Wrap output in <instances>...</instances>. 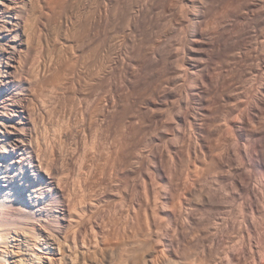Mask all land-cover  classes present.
I'll list each match as a JSON object with an SVG mask.
<instances>
[{
	"label": "rangeland",
	"instance_id": "374dc122",
	"mask_svg": "<svg viewBox=\"0 0 264 264\" xmlns=\"http://www.w3.org/2000/svg\"><path fill=\"white\" fill-rule=\"evenodd\" d=\"M17 1L16 3H9L8 5V9H10V14H9L11 19L10 22L11 23L14 22L12 23V26H10L11 27L10 40L17 41L18 39L22 38L24 44L21 48L22 50L21 54H18L14 57L13 64L16 66V68L12 71L14 73L12 76L14 79L11 78L9 83H5L6 82L4 79L6 75L4 74L6 73L4 72L5 68L4 67L0 68V80L4 79V82H0V86L3 87L2 89L0 88V110L4 112V114L8 115L9 113H11L12 115L10 117H6L7 119L5 121L6 122L4 125L5 127L3 125L0 126L1 129L3 127V128H7L8 131H11L9 132L10 136L8 137V140L13 141L14 138L17 139V141L19 140L18 141L19 145L17 146L18 149L15 148L16 150L14 152L15 154L13 155L11 154L9 155V157L6 156V158H7V162L8 161L10 162L12 160L13 162H15L17 159L21 158L19 159V161H21L20 163L18 164L16 163L14 164V166L12 165L11 168L9 169L10 173H8V176L10 177L8 178L13 179L12 182L14 181L13 182L14 184H12L13 186L12 188H17L19 185L20 186L22 185V187L24 185L27 188L29 183H31L33 186L38 184L40 185V183L43 185L37 188V190L39 189L38 191L40 193L38 192L39 194L37 199L34 198L33 205L36 203L34 205V208L35 207L37 208L38 206L44 209L49 208L48 211L50 212L51 207L52 209H56L59 205V207H62L65 210L66 221L64 220L60 222L62 225L61 227H59V230H61L60 235L58 236L60 238V239L58 238L60 245L57 250L58 252L56 251V253H58L57 254L58 264H255V263L264 264V255H263L264 254V188H263L264 187L263 184L264 183V176H263L264 175V126H263L264 96L263 95L264 94L261 96L262 104L257 105L255 99L253 98L251 100L252 102H250L251 105L249 104L251 108L252 107L257 108L256 112H258L259 115L256 113L255 117H258L259 119L256 118L255 120V117L253 119L252 117L250 118L249 116L247 118L246 110L249 107V105L247 104L248 102H246V98L244 95L245 92L242 91V88H240L241 86L233 87V86H229V84L230 85L235 84L237 81L235 78L238 79L239 77L241 78L243 76L244 77L247 76V78H249L248 82L249 81L251 82L253 76L251 73H249V68L253 66V65L251 66V64L253 63H249V62L247 63L245 61H241L240 62L241 66H238L240 64L234 63L237 65H233V68H230L231 67L230 66L229 67L230 69H228V71L224 69L223 71L224 73L222 72L221 74V77L223 75L222 80L220 78L219 80L221 81L219 80L218 81L222 82L224 79V83L226 85L223 82L222 83L224 85L217 82L218 84L222 85L221 88L220 85L218 86L217 83H214L217 80H215L216 78L214 77L213 74H211L214 77V81L212 85L213 88L211 87L213 90L210 87H207L206 91L203 94L200 92L198 94V90L201 89L203 84H201V81L199 80V76L197 75L198 74L197 70L205 66V64L207 63V61H204L205 58L207 59L210 56L215 55V52H213L214 49L213 48L211 49L210 46L205 44H208L211 40L213 41V39L216 38L217 34L221 32V30L219 31L217 30L221 29L220 23H223L224 22L223 20H226L228 24L229 23L233 24V22L235 23L237 21L236 19L241 18V16L245 17V15L247 17L248 15V17H250V23L248 22L249 20L246 21L245 23L246 25L242 30L245 33L241 32L243 34L239 36L242 35L247 36L248 35L247 33L249 32L251 33L250 35H252V33L254 34L255 32V27L256 28L261 27V30L264 31V14H263L264 11L261 8H255L252 13L243 12L246 11L245 10L246 3H249V1L251 2L253 0H249V1L248 0H239V1L215 0L216 5L213 0H207L206 3L209 1L208 2L209 4L207 3L206 5L205 3V5L202 6L201 10H203V12L201 10L199 11L201 15L198 13L199 17L204 16V21L201 23L202 25L201 27L198 28V31L202 30L201 28H204L203 30L205 31L206 28L208 30V34H211L209 35L211 38L205 36L202 37L203 38L202 41L200 37L195 36L193 32V30L196 29L195 24H191L192 22L190 19V14L192 15L193 11L196 10L195 5L198 6L200 0L197 1L196 0H188V1L17 0ZM210 1L212 2V4ZM254 1L256 2L257 0ZM261 1L263 2L262 4H264V1L263 0ZM261 1L258 0L260 4ZM140 4L144 5L143 7H145L146 9L145 8L144 10L142 9L141 14L143 16L138 14L139 16L137 18V16H135L137 15L136 9L139 8ZM182 7L184 8V11ZM205 7L207 10L205 9ZM233 8L235 11L233 10ZM97 9L98 11L99 9L100 11L101 10L103 11L101 12L103 17L105 16V14L107 17L105 18L101 17V14L100 12H97ZM258 9L261 10L258 11ZM253 14L254 15L257 14L255 15L256 17ZM132 17L134 18V20H132L133 19ZM183 18L185 20H182ZM212 21L213 22L215 21V23H213ZM94 22L97 23L95 24ZM99 23H101V25ZM185 23L187 24L185 25ZM65 24L68 27H65ZM97 24L100 27L96 26ZM132 26L135 27L133 28ZM82 28L84 29L86 28V29L84 30ZM82 31L85 33H82ZM177 31L180 34L176 33ZM215 31L216 33H214ZM84 36H86L87 39H85ZM246 41L247 40L242 42V44L243 43H244L243 45L246 44L247 46L246 45L245 46L247 48L249 47L248 50L251 49L250 51L246 52L248 54L249 52L253 51L255 45L254 41L256 40L254 39L253 41L251 39L250 41L249 39L247 43ZM85 44L88 46H86ZM200 45L202 46L203 49L201 48ZM231 45L232 44L229 45L230 49L227 48L228 54L226 53V55L228 56V58L233 57L232 54H235V56H237V52H238V50L232 49L233 45L232 46ZM90 47L93 48L91 49ZM210 50L212 51L210 52ZM7 51L4 52L5 53L4 58L6 57L5 62L8 61V63H11L12 57L9 56L10 58H8ZM116 53H118V55L120 56H118ZM183 58L185 61L183 60ZM223 60L224 58L222 59V61L220 60L222 64H223ZM194 61L195 63L193 64H196L195 67L191 65V63ZM220 61L217 62L219 63ZM244 62L246 64L244 65L245 67L242 65L244 64ZM218 63L215 64L218 65L219 68L221 67L220 69H222L223 68L222 64L219 63L221 64L220 66ZM235 66L238 69H240V67L243 66L242 69L243 68L244 69L243 71L242 69L238 71L236 70ZM218 67L217 70H219ZM234 69L235 71H233ZM248 75H250L252 79H250L251 77L250 76L248 77ZM215 76H217V74ZM175 77L177 78V80ZM106 81L109 82L107 83ZM100 84L101 87L103 86L102 88L99 87ZM109 85H113V87ZM227 85L229 87L223 88ZM94 86L95 87L97 86L96 87L97 89ZM88 89L90 90L91 93H89ZM92 90H94L95 94ZM105 90L106 91L110 90V91L107 92V94H105L106 92ZM112 90L114 93L112 92ZM218 90L220 93L218 92ZM6 91L9 92V94L11 92L12 95L7 100L4 99V95H3V92ZM84 91L87 93H84ZM208 92L210 94V97ZM240 93L241 94L243 93V95H241ZM88 94L92 100L89 97H87ZM101 94L103 96V99L101 101H104V99H107L108 97L111 99L112 95L114 94L113 95L114 97H112V100L114 102L110 100V103L111 102H113V104L115 103L114 108L112 103L108 108V112H110V115L108 114V117L110 116V118L108 119H111L112 116L113 120L111 119L112 120L111 122V120L108 121V119L106 118L108 122L107 121H103L104 123L99 122L97 118H99L100 115L99 113H101V109L99 108V113H98L97 108L96 109L91 108V110H94L92 114L98 115V116L96 115L93 116L96 119L91 127L95 128V130L93 128V131L96 133L93 132V136L95 135L94 136L95 138L96 137L98 138L99 136V139L96 138V142L97 143L99 142L100 144L98 143L97 146L94 147L90 145L91 148V149L89 148L90 154L91 156L92 155L93 156L92 157L90 156L91 158L89 157L90 158L89 159L87 157L89 155V152L87 151L88 154H86L87 155L86 156L85 154H83V152L78 151L77 148H74L75 147L73 144L74 141L71 142L70 140V143L69 141L64 142L62 136L64 134L69 133L68 131L69 126L66 121V113L68 112V110L70 111L73 110L72 112L76 110L77 113L79 114L78 117H80V115L82 114L81 112L82 110H80V108L82 109L83 107L84 109L85 104L87 105V103L89 102H90L89 104H91L92 102L94 103L95 100H98L97 98L99 97L102 98L100 96ZM94 95L96 99L93 98ZM105 95H107L108 97ZM240 95L242 96V98ZM230 96H231V100H229ZM232 96L236 98H232ZM167 97L168 99H166ZM224 97L226 98L228 97L229 98V99L227 98L228 101ZM13 98H15L17 102H19V107L15 111L10 110V108L6 106L7 103L11 102V99ZM180 98L183 99L181 100ZM85 99L88 100L90 99V100L86 101ZM224 99L226 100L224 101ZM233 99L237 100L235 104L234 102H232ZM209 100L212 102H210ZM166 101L171 104H174L171 105L172 108L173 106L175 107L173 108L175 109L174 112L169 104L166 105V103H163ZM206 101L208 102L206 103ZM229 101L231 102V104ZM200 103L202 105H204L205 103L206 104L202 106L200 105ZM208 104H211L209 107H211L212 109L209 108L208 106L206 108V105ZM237 105L240 109L237 107ZM242 105H245V107L246 106L247 107L245 108ZM228 106L231 108L235 106L234 111L236 112L232 111L231 108L230 110ZM164 107L170 108L169 111L172 112L170 113ZM178 107H180L182 110ZM200 107L204 109V111L206 112H204ZM176 108H178L182 113L179 110L177 111ZM110 109L112 110L110 111ZM163 109H165V111L168 112L169 114L166 115V112ZM78 110L80 111V113ZM227 111L233 113L232 118L229 117ZM133 112L135 113L136 116L134 115ZM158 112L160 114L162 113V116L158 114ZM207 112L210 115L206 114ZM173 113L176 114L180 113L181 115L184 114L183 116L186 115L185 118L187 119L189 118L188 121L186 119L184 124L185 126L184 125L181 126L179 125L178 122H176V118L175 116L173 117L174 115ZM242 113L243 115H241ZM142 114H143L142 117L146 115L148 120L145 118L146 116L144 118L141 117L142 118L141 119L139 116H141ZM225 116H227L226 119L229 118L228 120L230 121V123L232 122L231 124L228 123L229 121L225 119ZM166 117H168L170 120L169 119L166 120L167 119ZM193 118L196 120V122L193 121L194 120ZM249 118L252 120H249ZM129 120H131L132 122ZM223 120L225 121L223 122ZM140 121H143L142 122L143 124L140 123ZM150 121L152 124L150 123ZM152 121L155 124H153ZM164 121L166 123H164ZM191 121L193 122V124H195L194 125L195 127L192 126L193 124L191 123ZM130 122L132 124L135 122V125L134 124L132 125ZM210 122L212 124H210ZM240 122L242 124L241 126H238L240 125ZM108 123H111L110 127ZM196 123H198L197 124L198 126L196 125ZM127 124L128 125L131 124V125L128 126ZM176 124H178V126H176ZM117 125H120V127L119 126L117 127ZM139 125H143V126H139ZM172 125L173 127L175 126L176 127L175 128L169 127ZM233 125L235 127L237 126L238 128L240 127L242 133L241 132L239 133ZM101 126H103L104 128H102ZM135 126H137L138 129ZM199 126L201 128L203 127L204 129L202 128L203 130L198 131ZM97 127L98 129L100 128L99 130L101 132L97 129ZM177 127H179L178 130H174L177 129ZM231 127L233 129H231ZM61 128L64 129L62 130ZM149 128H151L152 130ZM158 129L160 132L158 131ZM181 129L184 130L181 131ZM215 129H217L218 132ZM65 130H67L66 131L67 133L65 132ZM97 131L99 132V134ZM109 131L111 132V134ZM113 131L115 132V134ZM60 132L61 135L63 133L64 134L61 136L59 135ZM134 132H136L137 134H135ZM147 132L150 133L152 132V133L151 134L148 133L147 135ZM181 132H182V136H181ZM124 134L125 136H123ZM128 135L130 137H128ZM183 135L185 136L183 137ZM255 135L257 137H255ZM138 136L139 138H141V140L138 139ZM118 137L119 138L121 137L120 138L121 142ZM142 137H144V140ZM128 138H130V140ZM197 138L200 139L198 140ZM170 140L173 141L171 142ZM103 141L104 144H102ZM134 142L137 144H134ZM142 142L143 144H141ZM186 142H188L189 144L185 145L187 144ZM212 142L214 144H212ZM215 142L216 143L219 142V143L215 144ZM62 143H64L63 146ZM149 143L151 147L148 145ZM210 143L211 146L213 147H209ZM221 143H223V145ZM111 145L115 148L111 147ZM126 145L129 146V148L126 147ZM58 146H60L61 149ZM187 146L189 149L187 148ZM190 146L191 147L194 146L192 147L193 150L191 149ZM141 148L143 149V151ZM58 149L61 151H59ZM124 149H126V153ZM139 149L141 150L139 151ZM215 149L219 151H216ZM73 150L75 153L73 152ZM119 150L122 153L119 152ZM127 150H131V152L129 151V153H127ZM134 150L135 152H137V155L134 152ZM209 150L211 151L212 154L210 153ZM94 151L97 152L98 154L97 156ZM91 152L95 154H92ZM104 152L107 155V157L104 154ZM113 152L115 154L117 153L118 154L114 155ZM192 152L194 153L192 154ZM58 153L59 154L62 153V154L58 156ZM99 153L102 154L103 156L100 155ZM134 153L135 156L133 155ZM149 153L150 154L152 153V155H150ZM208 153L211 155V157L210 155L208 156ZM199 154H201V157ZM202 154L204 157L202 156ZM190 155L193 157H191ZM130 156H133L132 157L133 159ZM71 157H73L74 159ZM121 157L124 158V161H122ZM215 157L217 158L215 159ZM101 158L103 159V161L101 160ZM111 158H113V161ZM141 158L144 159L142 160ZM218 158L220 161L218 160ZM199 159H201V161ZM125 160H127L129 163ZM173 160L174 161L176 160L175 163ZM98 162H100L101 164H99ZM112 163L113 165H110ZM145 163L146 165H144ZM6 164H4L5 165L4 167L7 166ZM116 164L117 167L113 168V166H116ZM206 164L207 167L205 166ZM173 165H175V167ZM202 167L203 169L201 170L200 168ZM213 167H215L216 169L214 168L213 170ZM58 169H60L61 172L60 171L59 172L61 174H58ZM198 170L200 173L197 172ZM176 171L178 172L176 173ZM146 172H148L149 174ZM157 173H159L160 175ZM201 173L202 175H200ZM58 175L60 180H63V182L66 183L65 184L61 181L63 187L60 186L61 185L60 184L59 188H58ZM245 178L246 179L248 178L247 182H250L248 184L251 187H254L255 189L254 193L251 195L249 194V191H247V189H244L247 188L246 186L248 185L247 183H245L246 182ZM168 183L172 186V188L171 186H168L169 185ZM33 186L30 187L31 191L33 189H36L33 188ZM166 188L167 189L170 188L169 190L171 192L170 194H172L173 196L167 195L169 191ZM242 188L244 189V191L242 190ZM165 193L167 194L165 195ZM165 196H167L168 198ZM139 200L140 203L142 200L148 202L146 203L142 201L143 203L140 204ZM120 202L122 205L120 204ZM39 203L40 205H38ZM153 206L155 207V210L158 213L155 210H153L154 209ZM250 207L252 208V210ZM159 209H161V212ZM180 210H182V212ZM35 212H34L35 213L34 216L37 217L36 222L38 223V225L26 224L24 226L25 228L24 227L21 229L12 228V230L7 232L6 242H5L6 244L4 243L3 246L0 247V256H4L5 259L2 260L1 264H33V256L35 255L34 252H35V245H37L36 242L37 239L34 237L35 240H33L34 239L33 237H29V235H32L30 234L31 232H29L32 230V229L30 230V228L36 229V230L34 229L32 232H40L42 229L43 231L47 230L46 228L47 226L46 225L43 226V224L39 222L41 220H39L40 217L38 215V212L37 211ZM25 234H27L28 237Z\"/></svg>",
	"mask_w": 264,
	"mask_h": 264
},
{
	"label": "bare ground",
	"instance_id": "6f19581e",
	"mask_svg": "<svg viewBox=\"0 0 264 264\" xmlns=\"http://www.w3.org/2000/svg\"><path fill=\"white\" fill-rule=\"evenodd\" d=\"M16 1L17 0H0V68H2V67H4L5 68V71L4 72H6V73H4V74H6L5 75V83H9V81L11 80V78L12 79H14L12 76H13V70L16 68V66L13 64L14 62V57L16 56V55H18V54H21V52H22V50H21V48H22V46L24 45L23 44V39L21 38V39H18L17 41H14V40H10V31H11V27L10 26H12V23H14V22H10L11 21V19H10V16H9V14H10V9H8V5H9V3H16ZM106 1V0H105ZM180 1H188V0H180ZM197 1V0H196ZM206 1L207 0H200L199 1V4H198V6L197 5H195L196 6V10L195 11H193V13H192V15L190 14V19H191V24H195V28H193V29H195V30H193V32H194V34H195V36H198V37H200L201 39H202V41H203V38L202 37H210L209 35H211V34H208V30L205 28V31L203 30L204 28H201L202 30H199L198 31V28L199 27H201V23L204 21V16H198V13L200 14V10H201V8H202V6H204L205 5V3H206ZM214 2H215V5H216V1L215 0H213ZM218 1V0H217ZM239 1V0H238ZM249 1V0H248ZM247 1V2H248ZM261 1V0H260ZM264 1V0H263ZM18 2V1H17ZM193 2V1H192ZM209 2V1H208ZM207 2V3H208ZM211 2V1H210ZM220 2V1H219ZM219 2H218V4H219ZM222 2V1H221ZM207 3H206V5H207ZM242 3V2H241ZM240 3V4H241ZM263 2L261 1V4H260V2H258V0L255 2L254 0L253 1H249V3H246V8H245V10L246 11H243V12H250V13H252L253 12V10L255 9V8H261L263 11H264V4H262ZM32 4V3H31ZM104 4V3H103ZM187 4V3H186ZM186 4H184V5H186ZM194 4V3H193ZM209 4V3H208ZM211 4H212V2H211ZM238 4V3H237ZM159 5V4H158ZM221 5H222V3H221ZM228 5H230V4H228ZM245 5V4H244ZM144 5H141L140 4V6H139V8H137L136 9V14L137 15H135V16H137V18H138V16L139 15H142L141 13H142V9L144 10V8L145 7H143ZM166 6V5H165ZM193 6V5H192ZM211 6H213V5H211ZM242 6V5H241ZM105 7H107V6H105ZM137 7V6H136ZM26 8H27V6H26ZM33 8V7H32ZM176 8V7H175ZM183 8V7H182ZM193 8H195V7H193ZM214 8H215V6H214ZM217 8V7H216ZM229 8V7H228ZM227 8V9H228ZM12 9V8H11ZM101 9V8H100ZM100 9H99V11H98V9H97V12H100V14H101V12H103L102 10L100 11ZM146 9V8H145ZM205 9H206V7H205ZM204 9V10H205ZM209 9H210V7H209ZM260 9V10H261ZM28 10V9H27ZM105 10V9H104ZM170 10H172V9H170ZM179 10V9H178ZM188 10V9H187ZM193 10V9H192ZM207 10V9H206ZM232 10V9H231ZM233 10H234V8H233ZM242 10H243V8H242ZM259 9H258V11H260ZM106 11V10H105ZM104 11V12H105ZM183 11H184V8H183ZM202 12H203V10H201ZM209 11V10H208ZM208 11H207V13H208ZM213 11V10H212ZM235 11V10H234ZM239 11V10H238ZM95 12H96V10H95ZM188 12V11H187ZM190 12H192V11H190ZM195 12V13H194ZM241 12V11H240ZM144 13V12H143ZM178 13V12H177ZM176 13V14H177ZM219 13V12H218ZM249 13V14H250ZM254 13H255V11H254ZM94 14V13H93ZM104 14V13H103ZM139 14V15H138ZM172 14V13H171ZM183 14H184V12H183ZM203 14V13H202ZM223 14V13H222ZM230 14V13H229ZM235 14V13H234ZM248 14V13H247ZM264 14V13H263ZM146 15V14H145ZM201 15V14H200ZM208 15V14H207ZM206 15V16H207ZM231 15V14H230ZM238 15V14H237ZM241 15V14H240ZM239 15V16H240ZM244 15V14H243ZM254 15V14H253ZM253 15H251V16H253ZM255 15H257V14H255ZM254 15V16H255ZM134 16V17H135ZM143 16V15H142ZM141 16V17H142ZM178 16H179V14H178ZM184 16V15H183ZM210 16V15H209ZM213 16V15H212ZM215 16V15H214ZM220 16V15H219ZM229 16V15H228ZM250 16V15H249ZM99 17H100V15H99ZM101 17H103L102 16V14H101ZM101 17H100V19H101ZM105 17H107L106 16V14H105V16L103 17V18H105ZM182 17V16H181ZM181 17H179V18H181ZM247 17H248V15H247ZM246 17V15H245V17L243 16H241V18H238V19H236L235 21V23L233 22V24L231 23H227V21L226 20H223L224 22L223 23H220V26H221V29H218L217 31H219V30H221V32L219 33V34H217V36H216V38H214L213 36V41L211 42H206V41H204V42H206V43H208V44H205V45H208V46H210L211 47V49L213 48L214 50H213V52H215V55H212V56H210L209 58H205V60L204 61H207V63L206 62H204V63H206L205 64V66H203L202 68H200L199 70H197V72H198V76H199V80L201 81V84H203L202 85V87H201V89L200 90H198V94H199V92L200 93H204L205 91H206V89H207V87H212V85H213V81H214V77L216 78L215 80H217L216 82H214V83H221V84H223L224 83V79H223V83L222 82H219V81H221L222 80V77H223V75H222V77H221V74H222V72L224 71V69L225 70H227L228 71V69H230V68H233V65H237V64H240V65H238V66H241V61H245V62H249V63H253V64H251V68H249V73H251L252 74V76H253V79H252V77L250 76V75H248V77L250 76L251 78L250 79H252V81L250 82H248V80H249V78H247V76L246 77H239L238 79L237 78H235L237 81H236V83L235 84H232V85H230L229 84V86H233V87H235V86H241L240 88H242V91H244L245 92V98H246V102H248L247 104L249 105H251V103L250 102H252L251 100H252V98L253 99H255V101H256V104L258 105V104H262L261 103V96L264 94V73H263V71H264V31L263 30H261V27H259V28H256L255 27V32H254V34L252 33V35H250L251 33L249 32V33H247L248 35L246 36V35H242V36H239V35H241V34H243V33H245V32H243L242 30H243V28H244V26L246 25L245 23H246V21H248L249 23H250V17H248L247 18ZM256 17V16H255ZM262 17V16H261ZM12 18V17H11ZM133 18V17H132ZM140 18V17H139ZM178 18V17H177ZM186 18V17H185ZM263 18V17H262ZM107 19V18H106ZM145 19V18H144ZM174 19V18H173ZM187 19V18H186ZM103 20H105V19H103ZM132 20H134V18L132 19ZM182 20H185L184 18L182 19ZM217 20V19H216ZM233 20V19H232ZM252 20V19H251ZM130 21V20H129ZM142 21V20H141ZM178 21V20H177ZM189 21V20H188ZM208 21H209V19H208ZM226 21V22H225ZM258 21H260V20H258ZM106 22V21H105ZM104 22V23H105ZM213 22V21H212ZM219 22H221V21H219ZM218 22V23H219ZM95 23V22H94ZM97 23V22H96ZM95 23V24H96ZM131 23V22H130ZM137 23V22H136ZM166 23V22H165ZM181 23V22H180ZM205 23V22H204ZM203 23V24H204ZM213 23H215V21L213 22ZM213 23H211V24H213ZM94 24V25H95ZM100 25H101V23H99ZM168 24V23H167ZM178 24H179V22H178ZM183 24V23H182ZM187 23H185V25H186ZM190 24V25H191ZM22 25V24H21ZM104 25V24H103ZM163 25H165V24H163ZM190 25H189V27H190ZM206 25V24H205ZM215 25V24H214ZM249 25V24H248ZM16 26V25H15ZM27 26V25H26ZM96 26H98V24L96 25ZM255 26V25H254ZM253 26V27H254ZM25 27V26H24ZM34 27V26H33ZM65 27H68L66 24H65ZM95 27V26H94ZM98 27H100V26H98ZM102 27V26H101ZM133 27V26H132ZM135 27V26H134ZM133 27V28H134ZM169 27V26H168ZM182 27V26H181ZM189 27H188V29H189ZM205 27V26H204ZM207 27V26H206ZM96 28V27H95ZM104 28V27H103ZM130 28V27H129ZM172 28V27H171ZM175 28V27H174ZM208 28V27H207ZM219 28V27H218ZM82 29H84V28H82ZM86 29V28H85ZM84 29V30H85ZM136 29V28H135ZM217 29V28H216ZM81 30V29H80ZM130 30V29H129ZM132 30V29H131ZM134 30V29H133ZM179 30V29H178ZM207 30V31H206ZM169 31V30H168ZM176 31V30H175ZM210 31H212V30H210ZM209 31V32H210ZM247 31V30H246ZM18 32V31H17ZM104 32V31H103ZM136 32V31H135ZM161 32V31H160ZM172 32V31H171ZM181 32H182V29H181ZM185 32V31H184ZM241 32H243V33H241ZM82 33H85V32H83L82 31ZM91 33V32H90ZM99 33V32H98ZM176 33H178V31L176 32ZM214 33H216V31L214 32ZM15 34V33H14ZM24 34V33H23ZM161 34V33H160ZM178 34H180V33H178ZM182 34V33H181ZM236 34V35H235ZM13 35V34H12ZM85 35V34H84ZM94 35V34H93ZM96 35V34H95ZM99 35V34H98ZM98 35H97V37H98ZM132 35V34H131ZM135 35V34H134ZM162 35V34H161ZM184 35V34H183ZM87 36V35H86ZM86 36H84L85 37V39H87L86 38ZM235 36H237V37H235ZM239 36V37H238ZM80 37H81V35H80ZM88 37V36H87ZM197 37V38H198ZM20 38V37H19ZM83 38V37H82ZM167 38V37H166ZM182 38V37H181ZM211 38V37H210ZM250 39V41H251V39L254 41V39L256 40V41H254L255 42V45H254V48L253 47H251V48H253V51H251V52H249L248 54L246 53L247 51H250V50H248V48L245 46V45H243L242 44V42H244L245 40H249ZM84 40V39H83ZM82 40V41H83ZM162 40V39H161ZM91 41V40H90ZM98 41V40H97ZM96 41V42H97ZM131 41V40H130ZM181 41V40H180ZM208 41V40H207ZM247 41H246V43H247ZM92 42V41H91ZM161 42V41H160ZM190 42V41H189ZM196 42V41H195ZM82 43H84V42H82ZM159 43V42H158ZM200 43V42H199ZM106 44V43H105ZM179 44V43H178ZM230 44H232L233 45V48L232 49H236V50H238V52H237V56H235V54H232L233 55V57H229L228 58V56L226 55V53H227V48H229V45ZM252 44V43H251ZM83 45V44H82ZM86 45V44H85ZM93 45H95V44H93ZM100 45V44H99ZM155 45V44H154ZM205 45H203V46H205ZM231 45V46H232ZM86 46H88V45H86ZM92 46V45H91ZM183 46V45H182ZM181 46V47H182ZM201 46V45H200ZM249 46H250V44H249ZM65 47V46H64ZM96 47V46H95ZM167 47V46H166ZM189 47V46H188ZM209 47V48H210ZM91 48V47H90ZM93 48V47H92ZM91 48V49H92ZM158 48H159V46H158ZM192 48V47H191ZM196 48V47H195ZM201 48H202V46H201ZM226 48V49H225ZM9 49V50H8ZM82 49V48H81ZM167 49V48H166ZM185 49V48H184ZM188 49V48H187ZM190 49V48H189ZM203 49V48H202ZM230 49V48H229ZM8 50V51H7ZM29 50V49H28ZM56 50V49H55ZM194 50H196V49H194ZM5 51H7V56H8V58H10V57H12L11 59H12V61H11V63H8V61L7 62H5V59H6V57L4 58V52ZM87 51V50H86ZM91 51V50H90ZM170 51V50H169ZM212 50H210V52H211ZM216 51H217V53H216ZM231 51V50H230ZM233 51V50H232ZM195 52V51H194ZM196 52H198V51H196ZM235 52V53H236ZM24 53V52H23ZM83 53V52H82ZM168 53V52H167ZM166 53V54H167ZM230 53V52H229ZM252 55H251V54ZM117 55H118V53H116ZM120 54V53H119ZM171 54V53H170ZM185 54V53H184ZM228 54V53H227ZM117 55H116V57H117ZM161 55V54H160ZM187 55V54H186ZM10 56V57H9ZM99 56V55H98ZM118 56H120V55H118ZM163 56V55H162ZM161 56V57H162ZM185 56V55H184ZM183 56V57H184ZM62 57V56H61ZM126 57V56H125ZM177 57V56H176ZM192 57V56H191ZM207 57V56H206ZM64 58V57H63ZM96 58V57H95ZM140 58V57H139ZM142 58V57H141ZM224 58V60H223V64H222V59ZM189 59V58H188ZM202 59V58H201ZM53 60V59H52ZM114 60V59H113ZM161 60H163V59H161ZM183 60H184V58H183ZM196 60V59H195ZM200 60V59H199ZM221 60V61H220ZM10 61V60H9ZM78 61V60H77ZM122 61V60H121ZM185 61V60H184ZM188 61V60H187ZM217 61H220L219 63H221L222 64V66H223V68L222 69H220L219 67H218V65H216L218 62ZM21 62V61H20ZM87 62V61H86ZM113 62V61H112ZM116 62V61H115ZM118 62V61H117ZM198 62H201V61H198ZM203 62V61H202ZM245 62H244V64H242L243 66L244 65H246L245 64ZM91 63V62H90ZM184 63V62H183ZM191 63V62H190ZM193 63H195V61L194 62H192L191 63V65L193 66V67H195V65L196 64H193ZM216 63V64H215ZM218 63V64H219ZM234 63H237V64H234ZM120 64V63H119ZM201 64V63H200ZM221 64H219L220 66H221ZM232 64V65H231ZM5 65V66H4ZM40 65V64H39ZM110 65V64H109ZM124 65V64H123ZM122 65V66H123ZM215 65H216V67H215ZM114 66V65H113ZM118 66V65H117ZM164 66V65H163ZM231 66V67H230ZM242 66V67H243ZM48 67V66H47ZM63 67V66H62ZM138 67H140V66H138ZM217 67H218V69L219 70H217ZM230 67V68H229ZM236 67V66H235ZM234 67V68H235ZM242 67H240V69H242ZM245 67V66H244ZM249 67V66H248ZM87 68V67H86ZM89 68V67H88ZM117 69V68H116ZM187 69V68H186ZM195 69V68H194ZM240 69H238L237 67H236V70H240ZM244 69V68H243ZM243 69H242V71H243ZM2 70V69H1ZM62 70V69H61ZM162 70V69H161ZM232 70V69H231ZM247 70V69H246ZM55 71V70H54ZM77 71V70H76ZM183 71V70H182ZM230 71V70H229ZM233 71H235V69L233 70ZM237 71V72H238ZM61 72V71H60ZM91 72V71H90ZM166 72V71H165ZM217 74V76H215L216 74ZM224 73V72H223ZM227 73V72H226ZM229 73V72H228ZM249 73H247V74H249ZM84 74V73H83ZM94 74V73H93ZM110 74V73H109ZM196 74V73H195ZM211 74H213L214 75V77L211 75ZM41 75V74H40ZM53 75V74H52ZM51 75V76H52ZM62 75V74H61ZM85 75V74H84ZM89 75V74H88ZM165 75V74H164ZM233 75H235V74H233ZM238 75V74H237ZM92 76V75H91ZM94 76V75H93ZM225 76V75H224ZM17 77V76H16ZM19 77V76H18ZM108 77V76H107ZM178 77V76H177ZM213 77V78H212ZM229 77V76H228ZM235 77V76H234ZM110 78V77H109ZM176 78V77H175ZM198 78V77H197ZM221 78V80H219ZM4 79L3 80H0V82H4ZM79 79V78H78ZM89 79V78H88ZM173 79V78H172ZM18 80V79H17ZM38 80V79H37ZM107 80H108V78H107ZM176 80H177V78H176ZM175 80V81H176ZM219 80V81H218ZM225 80H227V79H225ZM229 80V79H228ZM231 80V79H230ZM166 81V80H165ZM172 81V80H171ZM12 82V81H11ZM103 82V81H102ZM107 82V81H106ZM109 82V81H108ZM107 82V83H108ZM197 82V81H196ZM230 82V81H229ZM66 83V82H65ZM99 83V82H98ZM111 83V82H110ZM155 83H157V82H155ZM154 83V84H155ZM162 83V82H161ZM217 83V84H218ZM226 83H228V82H226ZM11 84V83H10ZM9 84V85H10ZM105 84V83H104ZM104 84H102V85H104ZM225 84V83H224ZM223 84V85H224ZM151 85V84H150ZM157 85V84H156ZM159 85V84H158ZM162 85V84H161ZM216 85V84H215ZM220 84H218V86H219ZM226 85V84H225ZM6 86V85H5ZM93 86V85H92ZM109 86H112L113 87V85H109ZM228 85L227 86H225V87H223V88H226V87H229ZM72 87V86H71ZM80 87V86H79ZM95 87V86H94ZM97 87V86H96ZM95 87V88H96ZM99 87L100 88H102L101 87V84L99 85ZM98 87V88H99ZM160 87V86H159ZM165 87V86H164ZM184 87V86H183ZM191 87V86H190ZM222 87V85H220V88ZM0 88L2 89L3 87L2 86H0ZM93 88V87H92ZM99 88V89H100ZM144 88V87H143ZM154 88H157V87H154ZM169 88V87H168ZM213 88V87H212ZM211 88V89H212ZM219 88V87H218ZM217 88V89H218ZM97 89V88H96ZM98 89V90H99ZM107 89V88H106ZM109 89V88H108ZM116 89V88H115ZM151 89H152V87H151ZM184 89V88H183ZM186 89V88H185ZM231 89H232V87H231ZM234 89V88H233ZM237 89V88H236ZM89 90V89H88ZM103 90H104V88H103ZM114 90V89H113ZM113 90H112V92H113ZM130 90V89H129ZM165 90H167V89H165ZM213 90V89H212ZM211 90V91H212ZM223 90V89H222ZM240 90V89H239ZM4 91V90H3ZM8 91V90H7ZM3 92V95H4V99L5 100H7L8 98H10L12 95H11V92H10V94H9V92ZM87 91V90H86ZM93 92H94V90H92ZM106 91V90H105ZM110 91V90H109ZM108 90L105 92V94H107V92H109ZM134 91V90H133ZM209 91V90H208ZM215 91V90H214ZM226 91V90H225ZM230 91V90H229ZM241 91V92H242ZM116 92V91H115ZM135 92V91H134ZM148 92V91H147ZM163 92V91H162ZM185 92V91H184ZM210 92V91H209ZM209 92H208V94H209ZM218 92H219V90H218ZM223 92V91H222ZM222 92H221V94H222ZM232 92V91H231ZM236 92V91H235ZM84 93H87V92H85L84 91ZM89 93H91L90 92V90H89ZM98 93V92H97ZM100 93V92H99ZM111 93V92H110ZM114 93V92H113ZM117 93V92H116ZM132 93V92H131ZM150 93V92H149ZM220 93V92H219ZM228 93V92H227ZM94 94H95V92H94ZM104 94V93H103ZM118 94V93H117ZM122 94V93H121ZM140 94V93H139ZM157 94H158V92H157ZM206 94H207V92H206ZM205 94V95H206ZM217 94V93H216ZM229 94V93H228ZM236 94V93H235ZM241 94V93H240ZM260 94V95H259ZM81 95H82V93H81ZM97 95V94H96ZM111 95V94H110ZM114 95V94H113ZM112 95V97H114ZM150 95H152V94H150ZM160 95V94H159ZM204 95V96H205ZM213 95V94H212ZM220 95V94H219ZM226 95V94H225ZM241 95H243V93L241 94ZM240 95V96H241ZM86 96V95H85ZM92 96H93V94H92ZM91 96V97H92ZM98 96V95H97ZM102 98H97L98 100H95L96 99V97H95V95H94V97L93 98H95L94 100V103L92 102L91 104H89V103H87V105L85 104V107H84V109H83V107H82V109L80 108V110H82L81 112H82V114L80 115V117H78V113H77V111L75 110L74 112H72V111H70V110H68V112L66 113V121H67V124H68V128H69V133H67L66 131L67 130H65V132L67 133V134H62L61 135V132H60V134L59 135H61L62 136V138L64 139V142L66 141H69V143H70V140H71V142L72 141H74V148H77L78 149V151H81V152H83V154H88V152H89V155L87 156L88 158L91 156V154H90V145L91 146H97V144L99 143H97L96 142V138L93 136V128L91 127L92 125H93V123L95 122V119L96 118H94L93 116L94 115H96V114H92L93 113V111L94 110H91V108L92 109H98L97 111H98V113H99V108L101 109V113H99L100 115H99V118H97V120H99V122H103V121H107V119L108 118H110V116L108 117V114L110 115V112H108V108L110 107V105H111V103H112V105H113V108H114V105H115V103L113 104V100H112V97H111V99L107 96V95H105V96H107L108 98V100L107 99H104V101H101L102 99H103V96H102V94L100 95ZM104 96V97H105ZM121 96V95H120ZM162 96V95H161ZM214 96V95H213ZM229 96V95H228ZM264 96V95H263ZM84 97V96H83ZM87 97H89V94L87 95ZM170 97V96H169ZM181 97V96H180ZM200 97H201V95H200ZM203 97V96H202ZM209 97H210V94H209ZM208 97V98H209ZM239 97V96H238ZM248 97H250V98H248ZM79 98V97H78ZM90 98V97H89ZM121 98V97H120ZM134 98V97H133ZM140 98V97H139ZM171 98V97H170ZM221 98V97H220ZM224 98H226V97H224ZM228 98V97H227ZM226 98V99H227ZM232 98H236V97H233L232 96ZM241 98H242V96H241ZM247 98H248V101H247ZM264 98V97H263ZM54 99V98H53ZM82 99V98H81ZM80 99V100H81ZM84 99V98H83ZM91 99V98H90ZM89 99V100H90ZM124 99V98H123ZM166 99H168V97L166 98ZM174 99V98H173ZM172 99V100H173ZM181 99V98H180ZM183 99V98H182ZM181 99V100H182ZM201 99V98H200ZM226 99H224V101L226 100ZM229 99V98H228ZM228 99H227V101H228ZM10 100V99H9ZM73 100V99H72ZM86 101H89L88 99H85ZM92 100V99H91ZM110 100L111 101H113V102H111L110 103ZM229 100H231V96H230V99ZM239 100V99H238ZM243 100V99H242ZM241 100V101H242ZM245 100V99H244ZM168 101V100H167ZM163 102V103H166V105H174V104H171V103H169V102ZM210 101V100H209ZM214 101H215V99H214ZM217 101V100H216ZM66 102V101H65ZM70 102V101H69ZM116 102V101H115ZM117 102H118V100H117ZM138 102V101H137ZM150 102V101H149ZM149 102H148V104H149ZM179 102H181V101H179ZM208 101H206V103H207ZM210 102H212V101H210ZM209 102V103H210ZM219 102V101H218ZM218 102H216V103H218ZM230 102V101H229ZM232 102H234V104L237 102V100L236 99H233V101ZM240 102V101H239ZM76 103H78V102H76ZM80 103V102H79ZM152 103H154V102H152ZM151 103V104H152ZM187 103V102H186ZM190 103V102H189ZM205 103V104H206ZM241 103V102H240ZM89 104V105H88ZM122 104V103H121ZM204 104V105H205ZM221 104V103H220ZM228 104V103H227ZM230 104H231V102H230ZM233 104V103H232ZM246 104V103H245ZM254 104V103H253ZM71 105V104H70ZM81 105V104H80ZM158 105V104H157ZM166 105H165V107H166ZM179 105H181V104H179ZM200 105H202L201 103H200ZM204 105H202V106H204ZM211 104H208V105H206V108H207V106L209 107ZM229 105V104H228ZM238 105H240V104H238ZM238 105H237V107H238ZM250 105H249V109L251 108L250 107ZM257 105H256V107H257ZM6 106H8L9 108H10V110H13V111H15L18 107H19V102H17L16 100H15V98H13V99H11V102H9V103H7V105ZM63 106V105H62ZM76 106V105H75ZM74 106V107H75ZM82 106V105H81ZM215 106V105H214ZM213 106V107H214ZM220 106V105H219ZM242 106H244L245 107V105H242ZM253 106V105H252ZM77 107V106H76ZM146 107V106H145ZM164 107V108H165ZM169 107V106H168ZM229 107V106H228ZM247 107V106H246ZM245 107V108H246ZM261 107V106H260ZM259 107V108H260ZM111 108H112V106H111ZM147 108V107H146ZM162 108V107H161ZM171 108H172V106H171ZM173 108H175L174 106H173ZM172 108V109H173ZM178 108H180V107H178ZM178 108H176L177 109V111L179 110ZM182 108H183V106H182ZM201 108V107H200ZM209 108H211V107H209ZM231 107H229V109H230ZM234 108H235V106L234 107H232L231 109H232V111H234ZM239 108V107H238ZM247 108V110H246V112H247V118H248V116L251 118H253L254 119V117L256 116V113L259 115V113L258 112H256V110H257V108H251L250 110ZM62 109V108H61ZM166 110H170V108H165ZM165 109H163L164 111H165ZM171 109V110H172ZM181 109V108H180ZM202 109V108H201ZM212 109V108H211ZM228 109V110H229ZM230 109V110H231ZM240 109V108H239ZM46 110V109H45ZM112 109H110V111H111ZM158 110V109H157ZM163 110H162V112H163ZM174 110L175 109H173V112H174ZM182 110V109H181ZM203 111H204V109H202ZM206 110V109H205ZM216 110V109H215ZM249 110V111H248ZM60 111V110H59ZM79 111V110H78ZM113 111H114V109H113ZM120 111V110H119ZM124 111V110H123ZM137 111V110H136ZM180 111V110H179ZM209 111H212V110H209ZM243 111H245V110H243ZM6 112V111H5ZM76 112V113H75ZM96 112V111H95ZM142 112V111H141ZM145 112V111H144ZM166 112V111H165ZM164 112V113H165ZM170 112V111H169ZM172 112V111H171ZM170 112V113H171ZM176 112V111H175ZM181 112V111H180ZM204 112H206V111H204ZM228 112V114H229V117H233L232 116V114L233 113H231V112H229V111H227ZM234 112H236V111H234ZM61 113V112H60ZM79 113H80V111H79ZM97 113V112H96ZM127 113H129V112H127ZM134 113V112H133ZM132 113V114H133ZM137 113V112H136ZM182 113V112H181ZM200 113H202V112H200ZM231 113V114H230ZM244 113V112H243ZM243 113L241 114V115H243ZM261 113V112H260ZM140 114V113H139ZM158 114H160L159 112H158ZM167 114H169L168 112H166V115ZM174 115H173V117L175 116V118H176V122H178L179 123V125H184L185 124V121H186V119L187 118H185V116H183V115H181L180 113H173ZM206 114H208V112L206 113ZM225 114V113H224ZM227 114V113H226ZM227 114V115H228ZM235 114V113H234ZM245 114V113H244ZM128 115V114H127ZM134 115H135V113H134ZM153 115V114H152ZM161 116H162V113L160 114ZM164 115V114H163ZM165 115V116H166ZM189 115V114H188ZM204 115H205V113H204ZM208 115H210V114H208ZM212 115V114H211ZM231 115V116H230ZM10 116H12L11 115V113H9L8 115L7 114H4V112H2L1 110H0V125H5V121H6V117H10ZM96 116H98V115H96ZM136 116V115H135ZM143 116V114L141 115V116H139L140 118ZM146 115H144V117H145ZM203 116V115H202ZM262 116V115H261ZM64 117V116H63ZM130 117V116H129ZM133 117V116H132ZM144 117H142V118H144ZM189 117V116H188ZM191 117V116H190ZM199 117V116H198ZM210 117V116H209ZM208 117V118H209ZM224 117V116H223ZM226 117L227 116H225V119H226ZM246 117V116H245ZM244 117V118H245ZM12 118V117H11ZM79 118V119H78ZM107 118V119H106ZM141 118V119H142ZM146 119H147V116L145 117ZM160 118V117H159ZM163 118V117H162ZM161 118V119H162ZM167 119L166 120H168L169 118L168 117H166ZM174 118V119H175ZM192 118V117H191ZM206 118V117H205ZM230 118V119H231ZM242 118V117H241ZM249 118V120H252V119H250ZM256 118H258V117H255V120H256ZM264 118V117H263ZM106 119V120H105ZM111 119H112V116H111ZM111 119H108V121H110ZM121 119V118H120ZM125 119V118H124ZM138 119V118H137ZM155 119V118H154ZM164 119V118H163ZM189 119V118H188ZM188 119H187V121H188ZM194 119V118H193ZM200 119V118H199ZM213 119H215V118H213ZM229 119V118H228ZM228 119H226V120H228ZM243 119V118H242ZM259 119V118H258ZM113 120V119H112ZM112 120H111V122H112ZM126 120V119H125ZM124 120V121H125ZM144 120V119H143ZM148 120V119H147ZM160 120V119H159ZM170 120V119H169ZM205 120V119H204ZM210 120V119H209ZM212 120V119H211ZM217 120H219V119H217ZM232 120V119H231ZM63 121V120H62ZM107 121V122H108ZM123 121V120H122ZM129 121H131V120H129ZM134 121V120H133ZM172 121V120H171ZM170 121V122H171ZM175 121V120H174ZM193 121H195L196 122V120L194 119ZM202 121V120H201ZM206 121V120H205ZM204 121V122H205ZM225 120H223V122H224ZM229 121V120H228ZM239 121H241V120H239ZM247 121H248V119H247ZM246 121V122H247ZM257 121H259V120H257ZM97 122V121H96ZM126 122V121H125ZM124 122V123H125ZM128 122V121H127ZM132 122V121H131ZM130 122V123H131ZM139 122V121H138ZM143 121H140V123H142ZM153 122V121H152ZM158 122V121H157ZM162 122V121H161ZM168 122V121H167ZM173 122V121H172ZM211 122H214V121H211ZM210 122V124H212ZM227 122V121H226ZM236 122V121H235ZM238 122V121H237ZM253 122H255V121H253ZM252 122V123H253ZM264 122V121H263ZM100 123V124H101ZM104 123V122H103ZM139 123V124H140ZM150 123H151V121H150ZM163 123V122H162ZM164 123H166L165 121H164ZM174 123V122H173ZM172 123V124H173ZM187 123V122H186ZM191 123L193 124V122L191 121ZM198 123H200V122H198ZM198 123H196V125L198 124ZM209 123V122H208ZM222 123V122H221ZM228 123H230V121L228 122ZM232 123V122H231ZM230 123V124H231ZM249 123V122H248ZM259 123H261V122H259ZM62 124V123H61ZM60 124V125H61ZM100 124H98V125H100ZM109 124V127H110V124L111 123H108ZM108 124H106V125H108ZM119 124V123H118ZM121 124V123H120ZM132 124V123H131ZM130 124V125H131ZM134 125H135V122L133 123ZM132 124V125H133ZM143 124V123H142ZM144 124H145V122H144ZM152 124V123H151ZM153 124H155L154 122H153ZM161 124V123H160ZM160 124H158V125H160ZM170 124V123H169ZM175 124V123H174ZM202 124V123H201ZM205 124V123H204ZM227 124V123H226ZM235 124V123H234ZM241 122H240V125H238V126H241ZM72 125V126H71ZM96 125V124H95ZM97 125V126H98ZM104 125V124H103ZM124 125V124H123ZM128 125V124H127ZM130 125H128V126H130ZM137 125V124H136ZM149 125V124H148ZM191 125V124H190ZM195 124H193L192 126H194ZM257 125V124H256ZM62 126V125H61ZM116 126V125H115ZM120 127V125H117V127ZM125 126V125H124ZM139 126H143V125H139ZM145 126H146V124H145ZM176 126H178V124H176ZM175 126V127H176ZM180 126V127H181ZM185 126V125H184ZM198 126V125H197ZM218 126V125H217ZM216 126V127H217ZM228 126V125H227ZM234 126V125H233ZM232 126V127H233ZM245 126V125H244ZM243 126V127H244ZM264 126V125H263ZM5 127V126H4ZM14 127V126H13ZM96 127V126H95ZM100 127V126H99ZM102 128H104L103 126H101ZM106 127V126H105ZM108 127V128H109ZM126 127V126H125ZM135 127H137V126H135ZM148 127H150V126H148ZM152 127V126H151ZM166 127V126H165ZM164 127V128H165ZM169 127H173V125L172 126H169ZM175 127H173V128H175ZM187 127V126H186ZM190 127V126H189ZM195 127V126H194ZM213 127H214V125H213ZM223 127V126H222ZM225 127V126H224ZM231 127V129H233ZM235 127V126H234ZM66 128V127H65ZM123 128V127H122ZM133 128V127H132ZM131 128V129H132ZM146 128V127H145ZM155 128H156V126H155ZM154 128V129H155ZM159 128V127H158ZM167 128H168V126H167ZM178 128L179 127H177V129H174V130H178ZM203 128V127H202ZM200 126H199V130L198 131H201V130H203ZM211 128V127H210ZM218 128V127H217ZM220 128V127H219ZM226 128V127H225ZM224 128V129H225ZM229 128H230V126H229ZM263 128V127H262ZM0 129H1V126H0ZM13 129V128H12ZM11 129V130H12ZM17 129V128H16ZM62 129V128H61ZM64 129V128H63ZM62 129V130H63ZM97 129H98V127H97ZM96 129V130H97ZM100 129V128H99ZM98 129V130H99ZM118 129V128H117ZM137 129H138V127H137ZM142 129H143V127H142ZM149 129H151V128H149ZM166 129V128H165ZM208 129V128H207ZM213 129V128H212ZM222 129V128H221ZM235 129H237V131L240 133L241 132V130H240V127L238 128L237 126L235 127ZM246 129V128H245ZM245 129H242V130H245ZM250 129V128H249ZM4 130V131H3ZM94 130H95V128H94ZM108 130V129H107ZM106 130V131H107ZM135 130V129H134ZM140 130V129H139ZM152 130V129H151ZM168 130H169V128H168ZM171 130H173V129H171ZM180 130V129H179ZM182 130H184V129H181V131ZM187 130V129H186ZM194 130V129H193ZM215 130H217V129H215ZM100 131V130H99ZM114 131H116V130H114ZM113 131V132H114ZM130 131V130H129ZM142 131V130H141ZM158 131H159V129H158ZM167 131V130H166ZM191 131V130H190ZM208 131V130H207ZM210 131V130H209ZM214 131V130H213ZM233 131V130H232ZM235 131V130H234ZM257 131V130H256ZM9 132H11V131H8V129L7 128H3L2 127V129L0 130V247H2L3 246V244L6 242V234H7V232L8 231H10V230H12V228L14 229V228H23L26 224L27 225H35V224H37L38 225V223L36 222L37 221V217L36 216H34V214L36 213L35 211H37L38 212V215H39V217H40V219L39 220H41V221H39V222H41L42 224H43V226H47L46 228H47V230L46 231H43V229L40 231V232H32L34 229L33 228H30V230L31 231H29V232H31L30 234H32V235H29V237H35L36 239H37V245H35V255L33 256V264H58V256H57V254L58 253H56V251L58 250V247H59V241H58V236L60 235V232H61V230H59V227H61V223L60 222H62V221H64L65 219H66V216H65V210L62 208V207H59V205H58V207L56 208V209H52V207H51V210H52V212H51V210H50V212L48 211L49 210V208L48 209H44V208H40L38 205H40V203L37 205L38 207L36 208H34V205L36 204H34L33 205V201H34V198H38V194L40 193L38 190H37V188H39L42 184L40 183V185L38 184V185H35V186H33L31 183H29L28 184V186H27V188L23 185V187H22V185L20 186H18L17 188H12L13 186H12V184H14L13 182H12V180L13 179H10V178H8V177H10V176H8V173H10V168H11V166L13 165L14 166V164H18V163H20L21 161H19V159H21V158H19V159H17L15 162H13V160L12 161H10L11 163H13V164H11L9 161V163L7 162V158H6V156H8L9 157V155H13V154H15L14 152L16 151L15 150V148H17L18 149V145H19V140L17 141V139H13V141H11V140H8V137L10 136V133ZM98 132V131H97ZM101 132V131H100ZM104 132V131H103ZM110 132V131H109ZM123 132V131H122ZM160 132V131H159ZM196 132V131H195ZM215 132V131H214ZM217 132H218V130H217ZM220 132V131H219ZM223 132V131H222ZM236 132V131H235ZM246 132V131H245ZM94 133H96V132H94ZM117 133V132H116ZM135 134H137L136 132H134ZM148 133H150V132H147V135H148ZM152 133V132H151ZM150 133V134H151ZM165 133H167V132H165ZM178 133V132H177ZM179 133H180V131H179ZM178 133V134H179ZM185 133H186V131H185ZM224 133V132H223ZM242 133V132H241ZM253 133V132H252ZM98 134H99V132H98ZM97 134V135H98ZM104 134V133H103ZM110 134H111V132H110ZM114 134H115V132H114ZM122 134V133H121ZM149 134V135H150ZM154 134V133H153ZM184 134V133H183ZM204 134H206V133H204ZM211 134V133H210ZM235 134V133H234ZM256 134V133H255ZM12 135V134H11ZM96 135V136H97ZM107 135H109V134H107ZM144 135V134H143ZM145 135H146V132H145ZM162 135V134H161ZM160 135V136H161ZM198 135V134H197ZM207 135H208V132H207ZM222 135V134H221ZM231 135V134H230ZM233 135V134H232ZM250 135V134H249ZM13 136V135H12ZM101 136H102V133H101ZM112 136V135H111ZM116 136V135H115ZM121 136V135H120ZM123 136H125V134L123 135ZM141 136V135H140ZM156 136V135H155ZM154 136V137H155ZM173 136V135H172ZM181 136H182V132H181ZM185 135H183V137H184ZM199 136V135H198ZM214 136V135H213ZM114 137V136H113ZM128 137H130L129 135H128ZM148 137V136H147ZM147 137H146V139H147ZM164 137V136H163ZM178 137V136H177ZM183 137H182V139H183ZM201 137H202V135H201ZM218 137V136H217ZM228 137V136H227ZM236 137V136H235ZM244 137V136H243ZM253 137H254V135H253ZM255 137H257L256 135H255ZM106 138V137H105ZM111 138V137H110ZM116 138V137H115ZM119 138V137H118ZM121 138V137H120ZM120 138H119V140H120ZM125 138V137H124ZM127 138V137H126ZM133 138V137H132ZM143 138V140H144V137H142ZM223 138H224V136H223ZM260 138V137H259ZM59 139H60V137H59ZM63 139H61V140H63ZM97 139H99V136H98V138ZM114 139V138H113ZM129 140H130V138H128ZM138 139H140L141 140V138H139V136H138ZM137 139V140H138ZM155 139V138H154ZM158 139V138H157ZM175 139V138H174ZM173 139V140H174ZM181 139V138H180ZM198 139V138H197ZM200 139V138H199ZM198 139V140H199ZM203 139H204V137H203ZM226 139H228V138H226ZM94 140H95V142H94ZM102 140H103V137H102ZM106 140V139H105ZM115 140V139H114ZM113 140V141H114ZM132 140V139H131ZM150 140V139H149ZM167 140V139H166ZM173 140H170L171 142L173 141ZM185 140V139H184ZM195 140V139H194ZM213 140V139H212ZM215 140V139H214ZM218 140H220V139H218ZM217 140V141H218ZM112 141V142H113ZM125 141V140H124ZM147 141V140H146ZM145 141V142H146ZM153 141V140H152ZM155 141V140H154ZM159 141V140H158ZM161 141V140H160ZM178 141V140H177ZM188 141V140H187ZM193 141V140H192ZM203 141V140H202ZM229 141V140H228ZM252 141V140H251ZM256 141V140H255ZM59 142H61V141H59ZM115 142V141H114ZM120 142H121V140H120ZM131 142V141H130ZM129 142V143H130ZM135 142H136V139H135ZM134 142V144H137V143H135ZM144 142V141H143ZM143 142L141 143V144H143ZM168 142V141H167ZM166 142V143H167ZM179 142V141H178ZM181 142V141H180ZM191 142V141H190ZM197 142V141H196ZM222 142V141H221ZM111 143V142H110ZM139 143H140V141H139ZM151 143V142H150ZM150 143L148 144L149 146H150ZM155 143V142H154ZM163 143H165V142H163ZM187 144H185V145H188L189 143L188 142H186ZM219 143V142H218ZM218 143H216L215 142V144H218ZM253 143H254V141H253ZM256 143V142H255ZM63 144L64 143H62V146H63ZM100 144V143H99ZM102 144H104V141L102 142ZM132 144V143H131ZM147 144V143H146ZM159 144V143H158ZM168 144V143H167ZM173 144H175V143H173ZM192 144V143H191ZM190 144V145H191ZM209 144V143H208ZM212 144H214L213 142H212ZM222 145H223V143H221ZM225 144H226V142H225ZM70 145H72V144H70ZM116 145V144H115ZM129 145V144H128ZM133 145V144H132ZM138 145H140V144H138ZM137 145V146H138ZM147 145V146H148ZM193 145V144H192ZM232 145V144H231ZM254 145H257V144H254ZM30 146V145H29ZM28 146V147H29ZM67 146H68V144H67ZM131 146V145H130ZM161 146H162V144H161ZM169 146H170V144H169ZM184 146V145H183ZM229 146H230V144H229ZM33 147V146H32ZM59 148H60V146H58ZM70 147V146H69ZM110 147V146H109ZM111 147H113L112 145H111ZM126 147H128L129 148V146H127L126 145ZM125 147V148H126ZM136 147V146H135ZM134 147V148H135ZM142 147V146H141ZM151 147V146H150ZM149 147V148H150ZM154 147V146H153ZM177 147V146H176ZM191 147V146H190ZM192 147H194V146H192ZM191 147V149L193 150V148ZM207 147V146H206ZM209 147H213V146H211V143H210V146ZM247 147V146H246ZM31 148V147H30ZM55 148V147H54ZM65 148V147H64ZM63 148V149H64ZM67 148V147H66ZM90 148V149H89ZM101 148V147H100ZM102 148H103V146H102ZM106 148V147H105ZM113 148H115V147H113ZM120 148H123V147H120ZM147 148V147H146ZM156 148H157V146H156ZM165 148V147H164ZM171 148H172V145H171ZM187 148H188V146H187ZM216 148V147H215ZM218 148V147H217ZM231 148V147H230ZM32 149V148H31ZM61 149V148H60ZM68 149V148H67ZM66 149V150H67ZM72 149V148H71ZM97 149V148H96ZM117 149V148H116ZM115 149V150H116ZM119 149V148H118ZM133 149V148H132ZM137 149V148H136ZM142 149V148H141ZM141 149H139V151L141 150ZM145 149V148H144ZM168 149V148H167ZM189 149V148H188ZM195 149H197V148H195ZM203 149V148H202ZM211 149V148H210ZM214 149V148H213ZM212 149V150H213ZM219 149V148H218ZM241 149V148H240ZM59 150V149H58ZM76 150V149H75ZM94 150V149H93ZM111 150V149H110ZM122 150V149H121ZM152 150V149H151ZM151 150H150V152H151ZM156 150V149H155ZM169 150H170V147H169ZM207 150V149H206ZM216 150V149H215ZM59 151H61V150H59ZM77 151V150H76ZM88 151V152H87ZM96 151V150H95ZM94 151V152H95ZM113 151V150H112ZM124 151H125V153H126V149H124ZM129 151L131 152V150H127V153H129ZM138 151V152H139ZM142 151H143V149H142ZM185 151H187V150H185ZM196 151V150H195ZM210 151V150H209ZM214 151V150H213ZM216 151H219V150H216ZM223 151V150H222ZM26 152V151H25ZM63 152V151H62ZM73 152H74V150H73ZM100 152V151H99ZM102 152V151H101ZM105 152H107V151H105ZM105 152H104V154H105ZM119 152H121L120 150H119ZM134 152H135V150H134ZM153 152V151H152ZM172 152V151H171ZM175 152V151H174ZM215 152V151H214ZM226 152V151H225ZM18 153H20V152H18ZM75 153V152H74ZM77 153V152H76ZM92 154H95L96 153V156L98 155L97 154V152H95V153H93V152H91ZM114 153V152H113ZM122 153V152H121ZM136 153V155H137V152H135ZM135 153L133 154L134 156H135ZM142 153V152H141ZM194 152H192V154H193ZM201 153V152H200ZM207 153V152H206ZM210 153H211V151H210ZM224 153V152H223ZM228 153H229V151H228ZM248 153V152H247ZM27 154V153H26ZM60 154H62V153H60ZM59 153H58V156L60 155ZM66 154V153H65ZM82 154V155H83ZM100 154V153H99ZM118 154V153H117ZM117 154H115L114 153V155H117ZM150 154V153H149ZM148 154V155H149ZM167 154V153H166ZM177 154V153H176ZM182 154V153H181ZM189 154H191V153H189ZM196 154V153H195ZM212 154V153H211ZM220 154V153H219ZM21 155V154H20ZM30 155V154H29ZM79 155H81V154H79ZM100 155H102V154H100ZM106 155V154H105ZM123 155V154H122ZM129 155V154H128ZM132 155V154H131ZM150 155H152V153L150 154ZM200 155V157H201V154H199ZM210 154L208 153V156H209ZM67 156V155H66ZM75 156V155H74ZM93 156V155H92ZM91 156V157H92ZM103 156V155H102ZM120 156V155H119ZM118 156V157H119ZM176 156V155H175ZM184 156V155H183ZM186 156V155H185ZM191 156V155H190ZM202 156H203V154H202ZM213 156V155H212ZM215 156V155H214ZM218 156V155H217ZM227 156V155H226ZM23 157V156H22ZM78 157H80V156H78ZM90 157V158H91ZM95 157V156H94ZM99 157V156H98ZM101 157V156H100ZM106 157H107V155H106ZM126 157V156H125ZM131 158L133 157V156H130ZM139 157V156H138ZM137 157V158H138ZM179 157V156H178ZM182 157V156H181ZM191 157H193V156H191ZM194 157H195V155H194ZM204 157V156H203ZM210 157H211V155H210ZM12 158V157H11ZM14 158V157H13ZM71 158H73V157H71ZM89 158V159H90ZM103 158V157H102ZM101 158V160L103 161V159ZM109 158V157H108ZM116 158V157H115ZM122 158V161H124V158L123 157H121ZM127 158V157H126ZM151 158V157H150ZM171 158V157H170ZM174 158V157H173ZM180 158V157H179ZM184 158V157H183ZM214 158V157H213ZM217 157H215V159H216ZM247 158V157H246ZM74 159V158H73ZM93 159V158H92ZM91 159V160H92ZM97 159V158H96ZM112 159V161H113V158H111ZM133 159V158H132ZM142 159V158H141ZM144 159V158H143ZM142 159V160H143ZM196 159H197V157H196ZM40 160V159H39ZM94 160V159H93ZM107 160V159H106ZM105 160V161H106ZM110 160V159H109ZM129 160V159H128ZM140 160V159H139ZM170 160V159H169ZM194 160H195V158H194ZM193 160V161H194ZM200 161H201V159H199ZM218 160H219V158H218ZM222 160H223V158H222ZM112 161H110V162H112ZM125 161H127V160H125ZM138 161V160H137ZM137 161H136V163H137ZM141 161V160H140ZM155 161V160H154ZM174 161V160H173ZM176 161V160H175ZM175 161H174V163H175ZM180 161V160H179ZM200 161H198V162H200ZM203 161H204V159H203ZM220 161V160H219ZM218 161V162H219ZM245 161V160H244ZM249 161V160H248ZM255 161V160H254ZM52 162V161H51ZM93 162H95V161H93ZM121 162V161H120ZM128 162V161H127ZM143 162V161H142ZM186 162H187V160H186ZM208 162H210V161H208ZM7 163V164H6ZM31 163V162H30ZM59 163V162H58ZM71 163V162H70ZM74 163V162H73ZM81 163V162H80ZM83 163H84V161H83ZM99 164H101L100 162H98ZM108 163V162H107ZM118 163V162H117ZM129 163V162H128ZM135 163V164H136ZM172 163V162H171ZM180 163V162H179ZM193 163V162H192ZM195 163V162H194ZM202 163H205V162H202ZM228 163V162H227ZM255 163V162H254ZM4 164H6L7 166L6 167H4L5 165ZM67 164V163H66ZM109 164V163H108ZM122 164V163H121ZM125 164V163H124ZM135 164H133V165H135ZM139 164V163H138ZM182 164V163H181ZM180 164V165H181ZM187 164V163H186ZM186 164H185V167H186ZM200 164V163H199ZM34 165V164H33ZM89 165V164H88ZM93 165V164H92ZM103 165V164H102ZM107 165V164H106ZM110 165H113V163L112 164H110ZM115 165V164H114ZM126 165V164H125ZM130 165V164H129ZM132 165V164H131ZM140 165V164H139ZM144 165H146V163L144 164ZM152 165V164H151ZM176 165V164H175ZM175 165H173L174 167H175ZM188 165V164H187ZM198 165V164H197ZM213 165H214V163H213ZM227 165V164H226ZM36 166V165H35ZM91 166V165H90ZM89 166V167H90ZM121 166V165H120ZM127 166V165H126ZM190 166H192V165H190ZM206 167H207V164L205 165ZM243 166V165H242ZM260 166V165H259ZM32 167V166H31ZM58 167H59V165H58ZM64 167H66V166H64ZM80 167V166H79ZM100 167V166H99ZM103 167V166H102ZM114 167H117V164H116V166H113V168ZM195 167H196V165H195ZM210 167V166H209ZM216 167H217V165H216ZM247 167V166H246ZM118 168H120V167H118ZM123 168V167H122ZM148 168V167H147ZM173 168V167H172ZM189 168V167H188ZM199 168V167H198ZM214 168L215 167H213V170H214ZM88 169V168H87ZM125 169V168H124ZM139 169V168H138ZM194 169V168H193ZM201 170L203 169V167L202 168H200ZM199 169V170H200ZM204 169H205V167H204ZM212 169V168H211ZM210 169V170H211ZM216 169V168H215ZM217 169H218V167H217ZM221 169V168H220ZM31 170V169H30ZM40 170V169H39ZM63 170V169H62ZM85 170V169H84ZM90 170V169H89ZM120 170V169H119ZM118 170V171H119ZM129 170V169H128ZM181 170V169H180ZM183 170V169H182ZM199 170L197 171V172H199ZM263 170V169H262ZM16 171V170H15ZM37 171V170H36ZM60 169H58V174H61L60 172ZM65 171V170H64ZM110 171V170H109ZM113 171V170H112ZM156 171V170H155ZM160 171V170H159ZM185 171V170H184ZM187 171V170H186ZM14 172V171H13ZM21 172V171H20ZM41 172H42V170H41ZM71 172V171H70ZM93 172H94V170H93ZM100 172V171H99ZM123 172V171H122ZM178 171H176V173H177ZM180 172V171H179ZM238 172V171H237ZM248 172V171H247ZM259 172V171H258ZM257 172V173H258ZM119 173V172H118ZM146 173H148V172H146ZM160 173V172H159ZM159 173H157V174H159ZM162 173V172H161ZM174 173V172H173ZM181 173V172H180ZM200 173V172H199ZM202 173H203V171H202ZM202 173L200 174V175H202ZM210 173V172H209ZM49 174V173H48ZM149 174V173H148ZM175 174V173H174ZM214 174V173H213ZM219 174V173H218ZM235 174V173H234ZM239 174H241V173H239ZM71 175V174H70ZM81 175V174H80ZM143 175V174H142ZM141 175V176H142ZM160 175V174H159ZM164 175V174H163ZM168 175V174H167ZM182 175V174H181ZM216 175V174H215ZM246 175V174H245ZM248 175H249V173H248ZM42 176V175H41ZM173 176V175H172ZM247 176V175H246ZM261 176V175H260ZM264 176V175H263ZM19 177V176H18ZM25 177V176H24ZM165 177V176H164ZM170 177H171V175H170ZM240 177H241V175H240ZM244 177V176H243ZM22 178V177H21ZM32 178V177H31ZM36 178V177H35ZM39 178V177H38ZM52 178V177H51ZM168 178V177H167ZM166 178V179H167ZM233 178V177H232ZM256 178V177H255ZM263 178V177H262ZM23 179V178H22ZM22 179H21V181H22ZM73 179V178H72ZM71 179V180H72ZM80 179V178H79ZM246 179V178H245ZM244 179V180H245ZM248 179V178H247ZM246 179V182L245 183H250V182H247L248 180ZM258 179V178H257ZM39 180V179H38ZM66 180V179H65ZM69 180V179H68ZM173 180V179H172ZM171 180V181H172ZM250 180V179H249ZM253 180V179H252ZM262 180V179H261ZM37 181V180H36ZM43 181V180H42ZM63 182V180H60V178H59V175H58V188H59V185L60 186H62V182ZM166 181V180H165ZM200 181V180H199ZM26 182V181H25ZM40 182H41V180H40ZM55 182V181H54ZM73 182V181H72ZM255 182V181H254ZM39 183V182H38ZM63 183H65V182H63ZM164 183V182H163ZM163 183H162V185H163ZM251 183H253V182H251ZM21 184V183H20ZM47 184V183H46ZM50 184V183H49ZM66 184V183H65ZM73 184V183H72ZM169 184V183H168ZM172 184H174V183H172ZM242 184V183H241ZM258 184V183H257ZM264 184V183H263ZM165 185V184H164ZM245 185V184H244ZM253 185V184H252ZM17 186V185H16ZM31 186H33V188H36V189H33L32 191H31ZM43 186V185H42ZM168 186H171L170 184L168 185ZM236 186V185H235ZM250 185L248 184L246 187L247 188H244V189H247V191H249V194L251 195V194H253L254 193V187H249ZM255 186V185H254ZM261 186V185H260ZM30 189H29V188ZM63 187V186H62ZM70 187V186H69ZM167 187V186H166ZM61 188V187H60ZM88 188V187H87ZM151 188V187H150ZM164 188V187H163ZM162 188V189H163ZM171 188H172V186H171ZM174 188V187H173ZM264 188V187H263ZM262 188V189H263ZM43 189H44V187H43ZM128 189V188H127ZM153 189H155V188H153ZM167 189V188H166ZM244 189L242 188V190L244 191ZM151 190V189H150ZM168 191L170 190V188H168L167 189ZM166 190V191H167ZM174 190V189H173ZM177 190V189H176ZM240 190V189H239ZM241 190V191H242ZM257 190H258V188H257ZM68 191V190H67ZM67 191H66V194H67ZM127 191V190H126ZM153 191V190H152ZM167 191V192H168ZM39 192V193H38ZM42 192V191H41ZM62 192V191H61ZM155 192V191H154ZM153 192V193H154ZM157 192V191H156ZM160 192V191H159ZM162 192V191H161ZM165 192V191H164ZM178 192V191H177ZM190 192V191H189ZM219 192V191H218ZM217 192V193H218ZM238 192V191H237ZM171 192L169 191V193L167 194V193H165V195L167 194L168 196L169 195H172V194H170ZM174 193V192H173ZM176 193V192H175ZM245 193V192H244ZM124 194V193H123ZM134 194V193H133ZM162 194V193H161ZM261 194V193H260ZM41 195V194H40ZM40 195H39V197H40ZM157 195V194H156ZM127 196V195H126ZM161 196V195H160ZM173 196V195H172ZM171 196V197H172ZM175 196V195H174ZM206 196V195H205ZM66 197V196H65ZM141 197V196H140ZM162 197V196H161ZM165 197H167V196H165ZM208 197V196H207ZM240 197V196H239ZM249 197V196H248ZM254 197V196H253ZM263 197V196H262ZM136 198V197H135ZM156 198V197H155ZM168 198V197H167ZM175 198V197H174ZM173 198V199H174ZM250 198V197H249ZM141 199V198H140ZM154 199V198H153ZM162 199H164V198H162ZM252 199H254V198H252ZM257 199V198H256ZM50 200V199H49ZM60 200V199H59ZM123 200V199H122ZM133 200V199H132ZM136 200V199H135ZM165 200H166V198H165ZM170 200V199H169ZM214 200V199H213ZM249 200V199H248ZM57 201V200H56ZM143 202H146V201H144V200H142ZM141 201V203H143ZM161 201V200H160ZM188 201V200H187ZM201 201V200H200ZM217 201V200H216ZM251 201V200H250ZM258 201V200H257ZM35 202H36V200H35ZM46 202V201H45ZM132 202V201H131ZM148 202V201H147ZM146 202V203H147ZM154 202V201H153ZM173 202V201H172ZM199 202V201H198ZM254 202V201H253ZM252 202V203H253ZM256 202V201H255ZM119 203V202H118ZM118 203H116V204H118ZM127 203V202H126ZM134 203V202H133ZM139 203H140V200H139ZM140 203V204H141ZM156 203V202H155ZM168 203V202H167ZM232 203V202H231ZM249 203V202H248ZM55 204V203H54ZM120 204H121V202H120ZM129 204V203H128ZM131 204V203H130ZM154 204V203H153ZM157 204H159V203H157ZM164 204V203H163ZM191 204V203H190ZM201 204H203V203H201ZM200 204V205H201ZM224 204V203H223ZM235 204V203H234ZM257 204V203H256ZM70 205V204H69ZM122 205V204H121ZM144 205V204H143ZM146 205V204H145ZM184 205V204H183ZM231 205V204H230ZM236 205V204H235ZM56 206V205H55ZM156 206V205H155ZM163 206V205H162ZM261 206V205H260ZM50 207V206H49ZM121 207V206H120ZM141 207V206H140ZM154 207V206H153ZM184 207V206H183ZM40 208V209H39ZM143 208V207H142ZM146 208V207H145ZM157 208H158V206H157ZM167 208V207H166ZM251 208V207H250ZM257 208H258V206H257ZM147 209H149V208H147ZM151 209H152V207H151ZM161 209H163V208H161ZM161 209H159L160 210V212H161ZM183 209V208H182ZM197 209V208H196ZM237 209V208H236ZM139 210V209H138ZM153 210H155V207H154V209ZM198 210V209H197ZM251 210H252V208H251ZM257 210V209H256ZM150 211H152V210H150ZM156 211V210H155ZM164 211V210H163ZM181 212H182V210H180ZM188 211V210H187ZM35 212V213H34ZM130 212V211H129ZM134 212V211H133ZM154 212V211H153ZM157 212V211H156ZM190 212V211H189ZM253 212H254V210H253ZM67 213V212H66ZM136 213V212H135ZM152 213V212H151ZM158 213V212H157ZM32 214H33V216H32ZM111 214V213H110ZM180 214V213H179ZM190 214V213H189ZM223 214V213H222ZM259 214V213H258ZM71 215V214H70ZM98 215V214H97ZM186 215V214H185ZM233 215V214H232ZM131 216V215H130ZM181 216V215H180ZM191 216V215H190ZM261 216H263V215H261ZM107 217V216H106ZM139 217V216H138ZM162 217V216H161ZM239 217V216H238ZM160 219V218H159ZM142 220V219H141ZM171 220V219H170ZM258 220V219H257ZM66 221V220H65ZM70 221V220H69ZM139 221V220H138ZM241 222V221H240ZM130 223V222H129ZM146 223V222H145ZM158 224V223H157ZM101 225V224H100ZM133 225V224H132ZM135 225V224H134ZM257 225V224H256ZM231 226V225H230ZM32 227V226H31ZM40 227V226H39ZM235 227V226H234ZM25 228V227H24ZM28 228H29V226H28ZM44 228V227H43ZM247 228V227H246ZM26 229H27V227H26ZM147 229V228H146ZM29 230V229H28ZM27 230V231H28ZM36 230V229H35ZM239 230V229H238ZM256 230V229H255ZM250 231V230H249ZM29 232H28V234H29ZM26 233V232H25ZM242 233V232H241ZM258 233V232H257ZM234 234V233H233ZM246 234V233H245ZM27 237H28V235L27 234H25ZM237 237V236H236ZM32 238V239H33ZM35 238L33 239V240H35ZM161 238V237H160ZM242 238V237H241ZM244 238V237H243ZM258 238V237H257ZM60 239V238H59ZM64 239V238H63ZM66 239V238H65ZM216 239V238H215ZM240 239V238H239ZM234 240V239H233ZM250 241V240H249ZM254 241V240H253ZM35 242V243H36ZM237 242H238V240H237ZM64 243V242H63ZM197 243V242H196ZM200 243V242H199ZM6 244V243H5ZM179 245V244H178ZM194 245V244H193ZM227 245V244H226ZM64 246V245H63ZM191 246V245H190ZM65 247V246H64ZM233 247V246H232ZM193 249H194V247H193ZM228 249V248H227ZM65 250H66V248H65ZM197 250V249H196ZM225 250V249H224ZM60 251V250H59ZM169 251V250H168ZM191 251V250H190ZM189 251V252H190ZM58 252V251H57ZM263 252V251H262ZM215 253V252H214ZM208 254V253H207ZM243 254V253H242ZM250 254V253H249ZM263 254V253H262ZM260 255V254H259ZM264 255V254H263ZM184 256V255H183ZM205 256V255H204ZM224 256V255H223ZM254 256V255H253ZM7 257H9V256H7ZM65 257V256H64ZM245 257H246V255H245ZM240 258V257H239ZM2 260H5L4 259V256H0V264H1V262H2ZM255 260V259H254ZM262 260V259H261ZM68 261V260H67ZM220 261V260H219ZM231 261V260H230ZM240 261V260H239ZM160 263H162V262H160ZM222 263V262H221ZM256 264V263H255Z\"/></svg>",
	"mask_w": 264,
	"mask_h": 264
}]
</instances>
